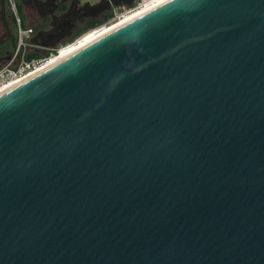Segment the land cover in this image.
<instances>
[{"label":"water","instance_id":"1","mask_svg":"<svg viewBox=\"0 0 264 264\" xmlns=\"http://www.w3.org/2000/svg\"><path fill=\"white\" fill-rule=\"evenodd\" d=\"M0 264H264V0H166L0 91Z\"/></svg>","mask_w":264,"mask_h":264},{"label":"flooded vegetation","instance_id":"2","mask_svg":"<svg viewBox=\"0 0 264 264\" xmlns=\"http://www.w3.org/2000/svg\"><path fill=\"white\" fill-rule=\"evenodd\" d=\"M33 40L51 48L78 30L106 18L113 10L106 0H11ZM16 28L8 0H0V66L14 50ZM12 48L7 54L8 48Z\"/></svg>","mask_w":264,"mask_h":264},{"label":"built area","instance_id":"3","mask_svg":"<svg viewBox=\"0 0 264 264\" xmlns=\"http://www.w3.org/2000/svg\"><path fill=\"white\" fill-rule=\"evenodd\" d=\"M106 1L109 2L110 0ZM164 1L166 0H135L129 6L111 5L113 8L112 17L103 25L87 32H93L103 26L119 22L127 15H140ZM8 5L14 14V26L16 28L15 47L8 59L0 66V91L55 63L62 50L75 44L85 34L64 45L55 48H43L33 40L32 28L22 23L20 16L15 12L11 0H8Z\"/></svg>","mask_w":264,"mask_h":264},{"label":"bare ground","instance_id":"4","mask_svg":"<svg viewBox=\"0 0 264 264\" xmlns=\"http://www.w3.org/2000/svg\"><path fill=\"white\" fill-rule=\"evenodd\" d=\"M137 15H139V14L127 15L123 19H121L119 22L103 26L100 29L93 31V32L90 31V32L85 33L75 44H73L72 46H70L64 50H62L60 52L59 57L56 58V61L67 56L68 54L74 52L75 50L83 47L84 45L90 43L91 41H93L94 39L98 38L99 36L107 33L108 31H111L112 29L116 28L117 26H119V25L127 22L128 20L136 17ZM8 87H10V86H8ZM8 87H5L4 89H6Z\"/></svg>","mask_w":264,"mask_h":264},{"label":"rangeland","instance_id":"5","mask_svg":"<svg viewBox=\"0 0 264 264\" xmlns=\"http://www.w3.org/2000/svg\"><path fill=\"white\" fill-rule=\"evenodd\" d=\"M92 1H96V0H92ZM112 15H113V10L108 14L109 18L112 17ZM108 16L106 18L102 19L101 21H99V23L96 26H94L92 28H89L88 27V28H84V29L78 30V32L74 33L72 36L63 39L62 41H60L59 43H57V45H55L54 47H51V48H55V47H58L60 45H64L66 43H69V42L75 40L76 38L80 37L81 35H83L87 31H89V30H91L93 28H96L98 26L103 25L104 23H106L109 20ZM11 49L12 48L9 47L6 53L7 54H10Z\"/></svg>","mask_w":264,"mask_h":264},{"label":"trees","instance_id":"6","mask_svg":"<svg viewBox=\"0 0 264 264\" xmlns=\"http://www.w3.org/2000/svg\"><path fill=\"white\" fill-rule=\"evenodd\" d=\"M108 18H109V16H108ZM97 24H98V22L96 24L90 25L89 28H92V27L96 26ZM14 40H15V37H14Z\"/></svg>","mask_w":264,"mask_h":264}]
</instances>
